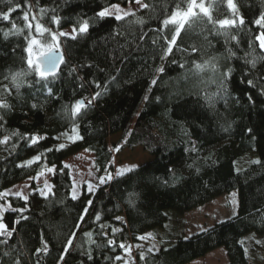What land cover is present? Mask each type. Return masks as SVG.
Here are the masks:
<instances>
[{
	"label": "trees",
	"instance_id": "trees-1",
	"mask_svg": "<svg viewBox=\"0 0 264 264\" xmlns=\"http://www.w3.org/2000/svg\"><path fill=\"white\" fill-rule=\"evenodd\" d=\"M131 1L0 0V13L15 8L9 20L0 19V101L9 105L0 107V141L9 138L0 143V192L46 168L55 169L47 198L33 182L27 201L8 197L11 208L24 211L6 210L0 217L13 231L11 237L0 236L6 239L0 243V264H60L68 239L72 246L63 264H119L116 257L125 249L119 245L128 246L138 235L164 227L169 211L182 214L232 190L238 198L236 215L187 238L170 237L157 250H136L133 264H185L220 246L227 264H247L244 235L264 231V49L257 39L264 26L255 23L264 15V0H234L244 24L219 31L196 8V22L185 25L172 53L163 59L164 37L170 39L174 31L163 21L177 6L186 10L189 0H142L148 8L120 21L96 15L111 4ZM203 3L213 20L232 15L226 0ZM26 11L32 24L29 39L45 43L51 34H38L37 21L51 33L89 23L88 31L76 39L60 38L63 60L46 80L34 70L36 64L30 69L26 63ZM53 15L59 24L52 22ZM13 24L22 31L16 32ZM5 32L10 34L6 37ZM206 60L210 64L203 70L195 68ZM229 69L221 87L222 74ZM21 71L28 74L17 90L11 76ZM97 92L101 95L91 106L73 118L75 102L85 99L87 104ZM116 134L118 141L110 147L107 140ZM135 147L147 153L144 161L124 175H112V149ZM80 150L92 153L98 177L110 173L112 179L96 185L92 193L82 186L72 199L63 160ZM246 155H252L247 165L236 168L235 162ZM36 156L41 159L29 164ZM42 239L48 251L37 255Z\"/></svg>",
	"mask_w": 264,
	"mask_h": 264
},
{
	"label": "rangeland",
	"instance_id": "rangeland-1",
	"mask_svg": "<svg viewBox=\"0 0 264 264\" xmlns=\"http://www.w3.org/2000/svg\"><path fill=\"white\" fill-rule=\"evenodd\" d=\"M140 3H143L140 0ZM140 3H137L136 0L127 2L126 4H111L105 8H108L113 11V15L123 14L124 12L134 13L139 10ZM117 6L116 9H113L112 6ZM103 8V9H105ZM101 9V10H103ZM100 10V11H101ZM196 9H194L195 11ZM72 27L68 26L58 32H56V39L53 41L52 35L48 42H42L37 40V43L32 46L31 54L27 52V60L31 58L33 64H36L35 58L41 55L42 53L48 50V45L52 44L55 48L60 49V38L59 32H71ZM36 66H39L36 64ZM119 134L113 135L108 138L107 142L110 147H113L114 143H117ZM60 141L68 142L66 137H61ZM146 152H144L140 147H135L133 149H124L120 152L112 149V164L113 174L116 175L119 169L133 168L142 163L146 157ZM250 156H244L241 159L235 162L236 168H242L247 165L248 159ZM246 162V163H245ZM64 165H68V170L71 178V189L70 193L72 196L73 189H75L76 194H79L80 188L84 186L86 191L92 193L96 185L103 184L100 183L99 177L97 176L96 170L93 165V155L90 152L85 150H80L63 160ZM53 168V167H49ZM46 168L40 173L36 174V179H30L32 177L26 178L19 181L18 183L9 186L0 192V205L3 207V212L6 210H13L10 203L8 202V197L17 196V192H21L22 196H27L30 192V185L33 182L37 186V191L41 195V191H47L45 188V181L51 186L50 175L52 172H49ZM108 175V174H107ZM107 175L103 176L106 177ZM92 185V190L89 191L88 185ZM6 193V195H5ZM22 196H17L22 198ZM42 196V195H41ZM23 199V198H22ZM238 212V198L236 190H232L228 193L221 194L216 196L210 202H207L204 205L193 208L189 211H186L182 214H173L171 213L170 220L166 221L164 227L156 228L144 232L143 234L138 235L137 241L130 243L126 248L120 253L119 264H133L135 262L134 253L136 250L141 248L157 250L160 247V244L170 237L181 236L187 238L192 234L206 230L210 226L214 225L216 222L225 220L233 217ZM120 217L119 222H124V216L122 214L118 215ZM1 222V221H0ZM140 237H143L141 239ZM244 250L247 256V264H264V231L263 233L249 232L244 235ZM228 258L224 247H216L215 249L207 252L205 255L195 258L192 261L185 264H227Z\"/></svg>",
	"mask_w": 264,
	"mask_h": 264
},
{
	"label": "snow or ice",
	"instance_id": "snow-or-ice-1",
	"mask_svg": "<svg viewBox=\"0 0 264 264\" xmlns=\"http://www.w3.org/2000/svg\"><path fill=\"white\" fill-rule=\"evenodd\" d=\"M137 3H140V0H136ZM226 5L227 7L231 10L232 15L230 18H225V19H220V20H213L212 16L210 15L209 12V8L205 7L203 0H200L199 3H197V0H189L188 3V7L186 10H181L179 8V6H177V9L175 11L172 12L171 16L167 19H165L163 21V26L166 28L168 25H172L173 26V34L171 36V38L169 39L168 37H164L165 43L167 45L165 51H164V56H162L161 58L163 59L164 57L168 56L169 54L172 53L173 51V47L176 46L177 44V39L178 37H180L181 31L185 28V25L187 24L189 27H191L196 21H195V17H197V13L194 11V9L199 8L200 12H202L205 16H207L208 18V22L215 25H219V29H217V31H219L220 29H226V28H233V27H239L242 26L244 24V19L242 16H240L239 14V10L237 8V5L234 3V0H226ZM16 7H19V5H17ZM140 7L141 8H148L149 5L148 4H143L140 3ZM29 11L31 10V5L28 6ZM113 9H116L117 6L113 5L112 6ZM12 11H15V8H9L8 12H4V13H0V19H3L5 21L9 20V15ZM45 10L41 9V13H43ZM134 15L133 13L130 12H124L122 15L121 14H117L115 15V19L117 21L123 20L126 16L128 15ZM97 17L100 19H103L105 17L108 16H112L113 15V11L105 8L101 11H99L97 14ZM23 19L26 22V27L29 29V36L26 37V39L29 40L28 43V47L25 49L26 52H28L29 54H31L32 51V46L35 45L37 43V40L35 38H31L32 33H31V29H32V24L29 22V12L26 11L23 15ZM33 20H36V16L32 17ZM52 22L59 24V17L53 15L52 16ZM137 23H143V20L138 19ZM255 23L257 25H261L264 26V15H261V17L259 19H257L255 21ZM13 28L16 29V32H21L22 30L19 28H16V25L13 24ZM36 32L38 34H43V32H49L52 35V39L53 41H55L56 39V35L55 33H51L50 29H46L43 28V26L39 23V21H37L36 25ZM89 29V23L88 21H84L83 23H81L79 26L77 25H73L72 26V30L71 32H59L58 35L59 36H70L72 39H76L77 35L80 34H84L88 31ZM163 29H161L162 31ZM10 33L5 32L4 35L7 37ZM232 39H236L235 36L232 37ZM257 39H259L260 41V47L261 49H264V32L261 33V35L259 37H257ZM155 43V41H154ZM197 49L196 48H192V52H196ZM48 55L43 59L42 63H44L46 65L45 70L41 71L39 69V66L35 67V71L37 72L38 76L40 77V79L46 80L50 75L54 76L55 75V69L57 64L63 60V57L60 56L58 57L56 54V51H54V46L52 44L48 45ZM27 65L29 66V68L31 69L33 67V60L31 58H29L27 60ZM252 66L255 67V60H253L252 62ZM210 64V61H204L203 64H195V68L198 70H203L205 67H207ZM180 67H183V65H180ZM212 67L215 68V64H212ZM73 71H75V69H73ZM158 71H163V68L158 69ZM231 73V69H229L228 71L224 72L222 74V79H221V87L224 86V81L227 80V78L230 76ZM28 73L25 71H21V72H17L15 74H13L11 76V81L12 83L15 85L16 89L18 90L19 87L21 86V84L23 83L22 81V77L27 75ZM5 79H8V77H5ZM153 84L156 83L155 80L152 81ZM247 83L249 85H253V81L252 80H248ZM96 87L99 88L100 85L96 84ZM3 89L5 92L9 93L11 92V89L8 87V85H3ZM49 94H51V89H49ZM101 93L97 92L95 93V95L92 96L91 99L87 100V104L85 103V99H81L75 102V104L73 105L72 108V117L75 118L76 116L82 115V110L91 106L92 101L95 100L98 96H100ZM145 99H147V96L145 97ZM249 99L251 100V97L249 96ZM0 107L2 108H8L9 105L3 101H0ZM0 119H2V117H0ZM73 132H75V128H73ZM8 137H5L2 141H0V143H7L8 141ZM32 143L35 144L37 143V141L35 139L32 140ZM64 145H60V148H63ZM59 150V149H57ZM47 151H53V149L49 148L47 149ZM41 159L40 156H36L34 157L32 160H29L28 163L31 164L35 161H39ZM254 163H259V161H253ZM64 167H68V165H65ZM49 172H54L55 169L53 168H49L48 169ZM132 171V168H127V169H119L117 171V176H121L124 175L126 172H130ZM30 179H36L35 177H32ZM112 179L111 174L109 173L106 177H99L100 183H107L108 180ZM51 187L47 181H45V188L47 189V191H41V195L44 196V198L48 197V194L51 192ZM89 191L92 190V185L89 184ZM6 195V193H5ZM17 196H22L21 192H17L16 193ZM22 198L27 201L28 197L27 196H22ZM77 198V194L75 189H73L72 192V199H76ZM91 201H88V205H91ZM3 207L2 205H0V217H2L3 215ZM13 211H20L21 213L24 211V209H13ZM84 214H87V209L84 210ZM22 219H27V217H21ZM83 219V216L81 217V220ZM96 219L99 220L100 217L97 214ZM117 219H121L120 217H117ZM16 223H19V221H16ZM104 225H101V229L103 230ZM117 231L116 229H113V232ZM13 234V231H9L7 228V225H5L3 222H0V236H4V237H11ZM86 235L91 236L90 233H86ZM72 236H75V233L72 234ZM141 239H143V237H140ZM0 243H6V239L5 240H0ZM42 243V247L41 248H37L35 250L36 254L39 255L41 252L47 253L48 251V242L46 240H41ZM107 243L109 245H114V241L109 239L107 241ZM72 246V239H68L64 251L61 254L59 260H60V264H63V260H64V256L68 253V249ZM121 248H126V246L124 244L119 245ZM152 249H149V252H151ZM7 255V254H5ZM89 259H91V255L89 254L88 256ZM143 253H141V259H143ZM116 259H120V257H116ZM16 264H20L19 261L16 262Z\"/></svg>",
	"mask_w": 264,
	"mask_h": 264
},
{
	"label": "water",
	"instance_id": "water-1",
	"mask_svg": "<svg viewBox=\"0 0 264 264\" xmlns=\"http://www.w3.org/2000/svg\"><path fill=\"white\" fill-rule=\"evenodd\" d=\"M54 51H56V54H57L58 57H60V56L63 57V53H62V51H61L60 49L54 47ZM48 54H49V53H48V50H47L46 52L42 53L41 55H39L38 57L35 58V62H36V64L39 65V69H40L41 71L45 70V68H46V65H45L44 63H42V61H43V59H44ZM60 62H61V61H60ZM60 62H59V63L57 64V66H56L55 73H56V72L58 71V69H59Z\"/></svg>",
	"mask_w": 264,
	"mask_h": 264
}]
</instances>
